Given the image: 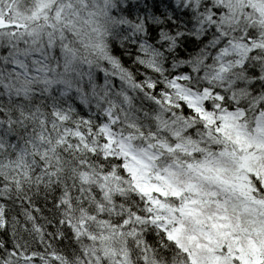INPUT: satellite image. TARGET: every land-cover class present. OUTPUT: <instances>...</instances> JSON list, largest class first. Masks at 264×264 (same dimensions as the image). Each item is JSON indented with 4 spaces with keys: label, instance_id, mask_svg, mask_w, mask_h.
<instances>
[{
    "label": "snow or ice",
    "instance_id": "obj_1",
    "mask_svg": "<svg viewBox=\"0 0 264 264\" xmlns=\"http://www.w3.org/2000/svg\"><path fill=\"white\" fill-rule=\"evenodd\" d=\"M0 264H264V0H0Z\"/></svg>",
    "mask_w": 264,
    "mask_h": 264
}]
</instances>
